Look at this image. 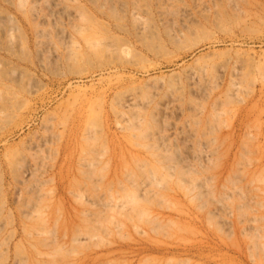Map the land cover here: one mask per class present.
I'll return each instance as SVG.
<instances>
[{
  "label": "rangeland",
  "instance_id": "obj_1",
  "mask_svg": "<svg viewBox=\"0 0 264 264\" xmlns=\"http://www.w3.org/2000/svg\"><path fill=\"white\" fill-rule=\"evenodd\" d=\"M24 1L0 264H264V0Z\"/></svg>",
  "mask_w": 264,
  "mask_h": 264
},
{
  "label": "bare ground",
  "instance_id": "obj_2",
  "mask_svg": "<svg viewBox=\"0 0 264 264\" xmlns=\"http://www.w3.org/2000/svg\"><path fill=\"white\" fill-rule=\"evenodd\" d=\"M17 1H20V2H21V6H23V5H22V4H23L22 2H23L24 0H17ZM34 1H36V0H34ZM43 1H45V0H43ZM15 2H16V1H15ZM24 2H25V1H24ZM30 2H31V1H30ZM9 3L11 4V2H9ZM32 3H33V2H32ZM34 3H35V2H34ZM18 4H19V6H20V3H19V2L17 3V5H18ZM37 4H38V3H37ZM37 4H36V5H37ZM15 5H16V4H15ZM32 5H33V4H32ZM29 6H30V5H29ZM33 6H35V5H33ZM20 8H21V7H20ZM29 8H31V6H30ZM34 8H35V7H34ZM18 9H19V8H18ZM21 9H23V8H21ZM31 9H33V7H32ZM28 10H29V9H28ZM21 12H22V11H21ZM9 16H10V15H9ZM3 18H4V17H3ZM3 18H2V20H3ZM0 19H1V16H0ZM4 19H7V18H4ZM7 20H8V19H7ZM0 21H1V20H0ZM11 21H12V20H11ZM8 22H9V21H8ZM12 22H13V21H12ZM12 22H9V24L12 23ZM14 22H15V21H14ZM1 23H2V21H1ZM2 24H4V22H3ZM9 24H8V25H9ZM11 25H12V24L9 25V28H10ZM14 27H17V26H14V25H13V28H14ZM13 28H12V30H15V29H16V28H15V29H13ZM0 29H1V28H0ZM17 30H18V29H17ZM17 30H16V31H17ZM38 30H39V29H38ZM2 31H3V30H2ZM8 31L10 32V29H8ZM8 31H7V32H8ZM36 31H37V30H36ZM36 31H33V32H34V35H35V32H36ZM5 32H6V31H5ZM38 32H39V31H38ZM38 32H37L36 34H38ZM5 34H7V33H5ZM8 34H10V33H8ZM13 34H14V33H13ZM10 35H12V33H11ZM16 35H17V34H16ZM16 35L14 34V36H16ZM38 35L40 36V34H38ZM38 35H36V37H37ZM41 35H42V32H41ZM5 36H6V35H5ZM7 36H8V35H7ZM8 37H11V36H8ZM8 37H7V40L9 39ZM12 37H13V36H12ZM12 37H11V38H12ZM17 37H18V36H17ZM17 37H16V38H17ZM44 38H45V37H44ZM177 39H178V38H177ZM10 40H11V39H10ZM12 40H13V39H12ZM12 40H11V41H12ZM15 40H16V39H15ZM35 40H36V39H35ZM174 40H175V39H174ZM11 41H10V42H11ZM37 41H38V43L35 42V45H38L40 40H37ZM5 42H6V41H5ZM10 42H9V43H10ZM173 42H174V41H173ZM7 43H8V42H7ZM13 43H14V42H13ZM97 43H98V42H97ZM40 44H41V42H40ZM40 44L37 46V48L40 46ZM99 44H100V43H99ZM11 45H12V43H11ZM97 45H98V44H97ZM7 46H8V45H7ZM94 46H95V45H94ZM8 47H9V46H8ZM98 47L102 48L101 45L98 46ZM17 48H18V47H17ZM95 48H96V47H95ZM100 48H99V49H100ZM103 48H104V47H103ZM0 49H1V48H0ZM15 49H16V48H15ZM92 49H93V48H92ZM97 49H98V48H97ZM97 49H95V50H93V51H96ZM13 50H14V48H13ZM68 50H69V49H68ZM89 50H90V49H89ZM8 51L11 52L10 50H8ZM36 51H37V50H36ZM43 51H44V50H43ZM46 51H47V50H46ZM46 51H45V52H46ZM65 51H66V50H65ZM9 52H8V53H9ZM16 52H17V51H16ZM16 52H15V53H16ZM41 52H42V50H41ZM47 52H48V51H47ZM66 52H67V51H66ZM91 52H92V51H91ZM96 52H98V51H96ZM21 53H22V52H21ZM71 53L73 54L74 51L71 52ZM48 54H49V53H48ZM65 54H66V53H65ZM65 54H64V55H65ZM74 54H75V53H74ZM74 54H73V55H74ZM9 55H11V53H10ZM50 55H51V54H50ZM67 55H68V54H66V59H67ZM45 56H46V55H44V57H45ZM68 56H70V55H68ZM48 57H49V56H48ZM48 57H47V58H48ZM70 57H72V56H70ZM39 58H40V57H39ZM47 58H46V59H47ZM58 58H59V57H58ZM68 58H69V57H68ZM72 58H73V57H72ZM53 59H54V58H53ZM53 59H51V60H53ZM69 59H70V58H69ZM39 60H40V59H39ZM63 60H64V59H63ZM53 61H54V60H53ZM64 61H65V60H64ZM67 61H68V60H67ZM50 62H51V61H50ZM46 63H47V62H46ZM48 65H49V63H48ZM48 67H49V66H48ZM50 67L53 68V66H50ZM52 68H50V70H51ZM7 69H8V68H7ZM7 69H6V70H7ZM15 69H16V68H15ZM6 70H2V71H0V73H1V72H4V73H5V75L3 74V75H4V80H6V81L9 82V80H7V79H10V77H9V78L6 77V76L9 75V74L6 72ZM9 70H10V69H9ZM9 70H7V71H9ZM11 70L15 71V70L12 69V68H11ZM18 73H20V72H18ZM18 73H17V74H18ZM10 74H12V73H10ZM14 75H15V74H14ZM19 75H20V74H19ZM1 76H2V74H0V77H1ZM10 76H11V75H10ZM12 76H13V75H12ZM14 77H15V76H14ZM19 77H21V76H19ZM22 77H23V76H22ZM1 78H2V77H1ZM6 78H7V79H6ZM16 78H17V80H18V77H16ZM2 79H3V78H2ZM14 79H15V78H14ZM20 79H21V78H20ZM22 79H23V78H22ZM19 81H20V80H19ZM22 81H24V80H22ZM14 82H15V80H14ZM0 83H1V82H0ZM14 84H15V83H14ZM16 84H17V83H16ZM7 85H8V84H7ZM21 85H22V84H21ZM1 86H2V85H1ZM22 86H23V85H22ZM3 87H4V85H3ZM18 87H19V86H18ZM5 88L7 89V86H6V85H5ZM5 88H4V89H5ZM0 91H1V90H0ZM2 92H3V91H2ZM10 92H11V91H10ZM3 93H5V92H3ZM7 93H8V92H7ZM11 93H12V92H11ZM12 95H13V94H12ZM3 97H4V96L2 95V101L4 102L5 98H3ZM5 97H7V96H5ZM10 98H12V97H10ZM10 98H9V99H10ZM3 99H4V100H3ZM7 100H8V99H7ZM0 106H3V105H0ZM5 106H6V105H5ZM9 108H11V107H9ZM1 109H4V108H1ZM10 110H11V109H10ZM3 114H4V113H2V115H3ZM5 114H6V113H5ZM7 117H9V115H8ZM0 120H1V119H0ZM4 120H5V119H4ZM158 155H159V154H158ZM11 156H12V155H11ZM156 156H157V155H156ZM163 156H164V155H163ZM12 157H13V156H12ZM165 157H166V155H165ZM165 157H164V158H165ZM170 157H171V156H170ZM158 158H159V156H158ZM12 159H13V158H12ZM165 159H168V157L165 158ZM170 160H171V159H170ZM163 161H164V160H163ZM165 161H166V160H165ZM166 162H167V161H166ZM167 166H168V164H167ZM167 166L164 167V168H168V167H169V166H168V167H167ZM161 167H162V166H161ZM170 167H171V166H170ZM164 168H163V169H164ZM161 169H162V168H161ZM168 169H169V168H168ZM151 170H152V169H151ZM169 170H170V169H169ZM152 173H154L153 170H152ZM159 173H160V172H159ZM168 173H169V172H168ZM150 175H151V174H150ZM154 175H155V174H154ZM151 176H153V175H151ZM145 177H146V176H145ZM152 178H154V177H152ZM145 180H146V179H145ZM146 181H147V180H146ZM144 183H145V181H144Z\"/></svg>",
  "mask_w": 264,
  "mask_h": 264
}]
</instances>
